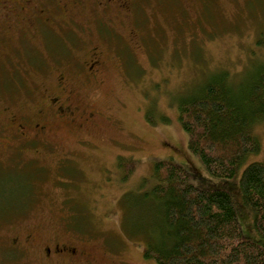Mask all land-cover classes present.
Returning <instances> with one entry per match:
<instances>
[{
    "label": "rangeland",
    "instance_id": "rangeland-1",
    "mask_svg": "<svg viewBox=\"0 0 264 264\" xmlns=\"http://www.w3.org/2000/svg\"><path fill=\"white\" fill-rule=\"evenodd\" d=\"M141 7L132 43L131 21L119 27L130 51L126 41L105 43L85 24L88 34L80 26L54 29L26 41L22 53L0 57V264H155L144 258L147 242L132 206L151 189L162 160L182 166L197 188L238 186L240 175L214 178L188 150L178 105L213 74L226 71L236 84L264 59V0H144ZM91 42L104 52L92 76L77 67ZM59 82L73 114L43 111L38 120L48 125L31 132L41 144L17 143L9 120L35 118ZM252 132L261 152L249 161H262L264 121ZM119 157L134 164L125 181ZM238 195V223L255 238L253 211ZM28 235L23 250L14 247V237ZM53 240L76 247L77 257L43 260L40 249Z\"/></svg>",
    "mask_w": 264,
    "mask_h": 264
},
{
    "label": "trees",
    "instance_id": "trees-1",
    "mask_svg": "<svg viewBox=\"0 0 264 264\" xmlns=\"http://www.w3.org/2000/svg\"><path fill=\"white\" fill-rule=\"evenodd\" d=\"M248 77L233 83L226 71L213 74L179 105L178 120L188 150L218 179L239 176L238 186L200 189L171 159L154 164L153 185L134 198L147 246L144 258L155 264H264V160L252 126L264 121V59ZM122 180L133 172L130 159L118 158ZM253 211L257 237L243 234L233 192Z\"/></svg>",
    "mask_w": 264,
    "mask_h": 264
},
{
    "label": "flooded vegetation",
    "instance_id": "flooded-vegetation-1",
    "mask_svg": "<svg viewBox=\"0 0 264 264\" xmlns=\"http://www.w3.org/2000/svg\"><path fill=\"white\" fill-rule=\"evenodd\" d=\"M143 2L144 0H0V57L8 56L6 53L11 52L22 53L26 50L23 47L26 41L38 35L40 40L47 38L48 33L54 29L66 32V29L69 31L73 30V26H80L83 34H88L91 28L85 24L93 25L96 36L105 43L118 40L124 42L126 40L119 33L123 18L131 21L128 37L132 43V40L140 35L137 25L138 19L144 12L141 7ZM123 45L131 50L128 41ZM88 46L90 48L86 49L87 53L89 51V57L81 58L77 67L92 76L103 63L104 52L101 46L94 45L93 42ZM61 88L62 83L59 82L56 93L45 94L43 104L37 110L35 118L28 117L21 122L12 118L9 120L7 124L12 128L10 136L16 138L17 143L28 146L41 144L38 138H32L31 132L44 130L48 125L44 122V116L42 120H38L41 119L43 111L47 110L55 118H66L73 114L72 107L62 101L64 92H60ZM2 128L4 132H9V129ZM29 148L27 147V150ZM31 239L30 235L23 239L17 236L13 238L12 243L17 249L23 250L24 244L31 242ZM51 243L40 249L43 260L55 257L68 259L77 257L76 247L67 243L60 244L54 240Z\"/></svg>",
    "mask_w": 264,
    "mask_h": 264
}]
</instances>
